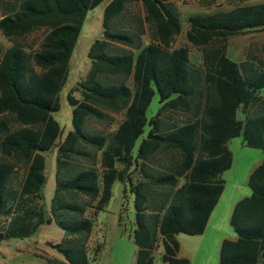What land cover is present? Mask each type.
<instances>
[{"label": "trees", "instance_id": "16d2710c", "mask_svg": "<svg viewBox=\"0 0 264 264\" xmlns=\"http://www.w3.org/2000/svg\"><path fill=\"white\" fill-rule=\"evenodd\" d=\"M100 1L0 0V34L10 42L0 44V242L53 222L63 237L48 245L60 264H90L100 248L88 246L92 218L118 180L123 197L132 195L133 264H152L158 245L162 262L189 264L175 234L203 232L231 163L226 142L240 136L261 159L249 194L231 208L234 236L220 241L217 264H264V60L225 55L229 37L264 28V1L188 15L183 35L199 51L195 64L185 45L172 46L182 30L175 0H109L88 70L66 94L70 129L60 137L57 92L84 14ZM153 94L158 107L146 119ZM110 113L121 119L109 133L89 127Z\"/></svg>", "mask_w": 264, "mask_h": 264}, {"label": "rangeland", "instance_id": "374dc122", "mask_svg": "<svg viewBox=\"0 0 264 264\" xmlns=\"http://www.w3.org/2000/svg\"><path fill=\"white\" fill-rule=\"evenodd\" d=\"M109 0H101L93 8L88 9L83 17L79 31L67 62V75L63 85L57 92L58 109L51 113L60 128V137L70 129V106L66 94L77 81L83 78L88 70L89 60L86 52L94 39L101 35L102 10ZM264 0H175L174 6L179 14L181 32L173 39L172 46L185 45L188 48L189 59L199 64V51L191 46L184 38L183 32L187 24L185 18L192 14H201L215 10H227L237 5L254 4ZM41 30H36L27 36L26 41L37 40ZM142 44L147 41V35L141 36ZM2 48L10 45L0 34ZM225 55L239 62L246 56L264 60V28L250 30L243 34L234 35L227 39ZM158 107L157 95L153 94L145 110L149 119ZM121 119V114L110 113L104 122H89V127L109 133ZM147 126L136 139L135 145L144 137ZM231 154L230 166L223 170L219 177L223 188L213 207L205 228L201 234H175L178 243L177 256L188 259L189 264H217L218 247L223 238H233V231L228 218L233 204L249 194L247 177L250 171L259 163L261 151L257 148L246 147L241 137L236 136L226 142ZM18 175L14 178L17 180ZM123 183L115 180L111 185V194L107 204L92 218L88 239L90 250L100 244L96 257L90 264H133L136 247L131 240L133 229L132 195H122ZM53 191V155L47 158L46 180L42 187V201L48 205ZM86 215L90 210L87 209ZM63 237V231L53 222L40 225L34 233L23 238H9L0 242V264H55L64 262L63 257L49 247L48 242L56 243ZM161 247L152 252V264H167L160 260Z\"/></svg>", "mask_w": 264, "mask_h": 264}, {"label": "crops", "instance_id": "0c3cea01", "mask_svg": "<svg viewBox=\"0 0 264 264\" xmlns=\"http://www.w3.org/2000/svg\"><path fill=\"white\" fill-rule=\"evenodd\" d=\"M261 159V158H260ZM213 210V209H212ZM212 212V211H211ZM211 212H210V214H211ZM210 214H209V216H210ZM209 216H208V219H209ZM208 219H207V221H208ZM207 223V222H206Z\"/></svg>", "mask_w": 264, "mask_h": 264}]
</instances>
